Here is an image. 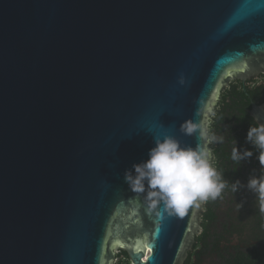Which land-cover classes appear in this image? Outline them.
I'll return each instance as SVG.
<instances>
[{
	"label": "water",
	"instance_id": "95a60500",
	"mask_svg": "<svg viewBox=\"0 0 264 264\" xmlns=\"http://www.w3.org/2000/svg\"><path fill=\"white\" fill-rule=\"evenodd\" d=\"M260 75L264 0H0V264H185L206 203L152 209L124 173Z\"/></svg>",
	"mask_w": 264,
	"mask_h": 264
},
{
	"label": "flooded vegetation",
	"instance_id": "af4514ba",
	"mask_svg": "<svg viewBox=\"0 0 264 264\" xmlns=\"http://www.w3.org/2000/svg\"><path fill=\"white\" fill-rule=\"evenodd\" d=\"M240 90L243 95L238 94V97L243 104L239 101L238 105L241 104L243 111L239 108L236 114H231L232 118L225 126L219 124L223 115L224 118H230L228 116L230 111H227L228 103L230 98H234L233 92ZM254 105H264V75L247 80L245 83H231L221 94L215 115L212 116L209 134L214 133L224 137L222 144L210 145L214 154L213 163L224 179L227 174L226 181L229 183L223 191V199L206 202L201 221L203 230L196 237L192 251L189 253L194 258L195 264H264V214L259 210L256 196L246 188L238 193L231 191L232 182L240 180L247 184L249 175L253 170L259 174L261 165L254 155L253 158L242 163L233 162L231 159V165L223 169L224 172L220 170V156L222 154L231 156L236 142L241 150L248 149L256 153L255 148L246 142L249 127L258 126L250 116ZM228 131L237 132V137L234 135L236 141H230ZM226 144L229 146L227 147ZM222 148L227 149L221 150ZM239 203H243L244 207L237 210L236 204ZM205 228H208V233L206 239L201 241ZM118 258L121 261H129L124 253H120Z\"/></svg>",
	"mask_w": 264,
	"mask_h": 264
},
{
	"label": "clouds",
	"instance_id": "9594fccd",
	"mask_svg": "<svg viewBox=\"0 0 264 264\" xmlns=\"http://www.w3.org/2000/svg\"><path fill=\"white\" fill-rule=\"evenodd\" d=\"M179 82L182 85L185 83L183 78ZM181 131L187 136L198 133V139L203 143H197L193 148L182 145L172 136L155 138V146L148 153L149 158L126 170L124 180L133 193L144 196L152 209L163 204L170 215L184 217L190 207L199 208L210 200L223 199V191L229 182L214 166V154L208 147L222 144L224 137L209 134L203 121L199 124L185 122L181 125ZM246 142L255 148L258 155L248 149L241 150L236 142L231 151L232 161L242 163L255 155L261 168L259 174L253 170L247 184L240 180L232 182L231 191L238 193L246 188L256 196L259 210L264 214V124L250 126ZM236 207L240 210L244 204H236Z\"/></svg>",
	"mask_w": 264,
	"mask_h": 264
},
{
	"label": "trees",
	"instance_id": "16d2710c",
	"mask_svg": "<svg viewBox=\"0 0 264 264\" xmlns=\"http://www.w3.org/2000/svg\"><path fill=\"white\" fill-rule=\"evenodd\" d=\"M235 82H241V81H235ZM233 83V82H232ZM242 83V82H241ZM239 86V85H238ZM225 92V91H224ZM223 93V92H222ZM221 93V94H222ZM238 94H241V95H243V93H242V91L240 90L239 92H233V97L234 98H230V103H228V106H227V111L229 110L230 111V113H228V116L230 117V118H227V117H225L224 118V115L222 116V119H220V122H219V124H221V125H226L228 122H229V119H231L232 118V115H234V114H236L237 113V111L239 110V108L243 111V109L241 108V104H243V101L241 100L240 101V99H239V97H238ZM241 102V104L240 105H238L239 103L238 102ZM247 107V106H246ZM232 114V115H231ZM228 134V136L231 138L230 139V141L231 140H233V141H236V137H237V132L236 131H232V132H227ZM236 137H235V136ZM227 145V147L229 146L228 144H226ZM225 149H227V148H225ZM224 148H222L221 150H225ZM221 158H220V170L222 171V172H224V170L223 169H227V167H229L230 165H231V156H229V155H227V154H222L221 156H220ZM225 180H227V174H225ZM206 213H208V211L206 210ZM207 233H208V228H205V232H204V234H203V236L201 237V241H203L204 239H206L205 237H206V235H207ZM205 243V242H204ZM118 264H130V262L128 261V260H124V261H121V262H119ZM185 264H195V260H194V258L192 257V255H189V258L187 259V261L185 262Z\"/></svg>",
	"mask_w": 264,
	"mask_h": 264
},
{
	"label": "rangeland",
	"instance_id": "374dc122",
	"mask_svg": "<svg viewBox=\"0 0 264 264\" xmlns=\"http://www.w3.org/2000/svg\"><path fill=\"white\" fill-rule=\"evenodd\" d=\"M117 261H116V263L115 264H118L119 263V260L121 261V259L120 258H118V255H117Z\"/></svg>",
	"mask_w": 264,
	"mask_h": 264
}]
</instances>
